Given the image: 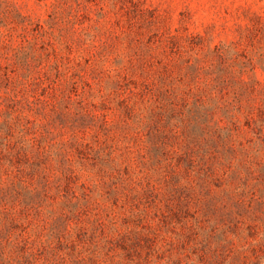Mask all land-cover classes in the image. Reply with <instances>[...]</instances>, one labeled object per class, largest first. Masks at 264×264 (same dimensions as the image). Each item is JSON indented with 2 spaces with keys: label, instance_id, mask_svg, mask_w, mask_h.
Returning <instances> with one entry per match:
<instances>
[{
  "label": "rangeland",
  "instance_id": "1",
  "mask_svg": "<svg viewBox=\"0 0 264 264\" xmlns=\"http://www.w3.org/2000/svg\"><path fill=\"white\" fill-rule=\"evenodd\" d=\"M0 264H264V0H0Z\"/></svg>",
  "mask_w": 264,
  "mask_h": 264
}]
</instances>
